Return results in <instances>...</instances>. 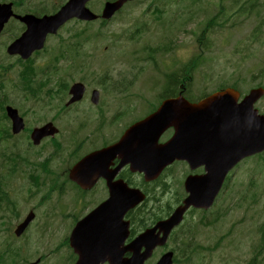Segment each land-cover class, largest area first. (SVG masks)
Listing matches in <instances>:
<instances>
[{
    "label": "flooded vegetation",
    "instance_id": "1",
    "mask_svg": "<svg viewBox=\"0 0 264 264\" xmlns=\"http://www.w3.org/2000/svg\"><path fill=\"white\" fill-rule=\"evenodd\" d=\"M68 1L0 0V7L5 8L2 14L7 15L8 10L12 13L7 19L2 15L5 19L0 21V89L6 91L8 96L12 89H16L15 85L12 86V76L16 77L19 72L24 76L25 67L34 64L37 57L38 63L35 65L39 69L38 75L49 76V79L45 77L41 81L51 80L50 67L52 64L45 57L48 54L47 51H50L54 65L58 61L63 62L69 74L74 76L117 75L121 70L124 74L135 75L140 71L138 54L140 28L137 23L132 24L128 20L131 12H138L137 1L126 2L107 19L101 16L102 9L107 1L114 0H77L75 8H79L80 12L63 22L55 35L48 34L42 50L38 53L34 52L28 60H21L19 56L6 54L7 45L26 29L25 24L17 19V16L32 14L40 18L44 15H51ZM85 8L93 12L97 18L86 19L84 17ZM52 39H55V43H50ZM58 80L57 78L52 82L54 84L47 91L46 83L38 84L39 96L46 97L50 106L56 107L57 105L54 104L56 100L61 103L57 108L56 116L51 117L57 131L53 134H46L40 140L35 163L23 164V158L19 157L11 159L9 168L6 170L7 179L0 181V187H3L0 190V194L3 195L0 212L14 220L12 226L8 227L6 223V227L0 228V264H78L80 255L78 248L75 249V241L79 242L80 235L86 234L87 231L78 230L80 235L74 238L73 230L76 229L77 222L88 216V213L100 204L107 202L110 198L112 200L113 197L115 201H112L109 214L115 217L123 199L124 185L138 189L144 198L124 214V219L128 222L125 224L127 234L123 240L122 221H116L108 244L116 250L122 249L139 234L149 233L150 236L137 248L139 253L143 251L150 253L142 264H157L166 254H170L171 264H200V245L192 241L195 234L188 223V218L197 215L196 224L200 225V211L205 210L189 206L181 220L173 224L170 230H167L165 225L166 221L172 220L173 212L183 204L188 195L186 182L200 179V175L205 173V165L198 163L191 166L186 159L174 160L170 165L165 166L156 177L146 179L144 174L132 170L127 156L107 152L98 158L92 157L89 160L91 164H87L76 176L72 172V167L76 162L115 143L123 131L107 130L105 124L101 123L102 120L117 119L114 115H107L109 111L106 106H98L104 102L101 89H99L101 100L94 107L96 115L90 117L99 124L90 122L92 132L85 134L86 137H79V133H75L74 130L70 132L59 130L60 113L66 114L69 109L77 105V102L66 105L70 97L69 84H63L61 89V84L57 83ZM172 81L177 82L174 83L172 89H169L170 83H168L156 95L155 99L159 100V104L165 98L179 95L190 103H197L216 90L226 88L237 90L234 86H225L200 94V91L191 89V85L186 84L182 76ZM128 82L126 80L123 84L125 88ZM23 84L22 79L20 86ZM94 89L95 87L85 84L83 100L90 97L88 92L90 91L91 94ZM128 98L130 101L133 99L136 101L137 94L131 92L128 97L124 89L115 94V100L121 104L128 103ZM136 120L134 119L131 123ZM23 130L31 132L25 126ZM194 131L196 134L192 137ZM173 133L174 127H167L159 134L153 146L155 143L157 146L166 144ZM46 142L53 148L51 154L47 156L39 149ZM179 142L182 147L190 148L192 153L200 155V128H191L188 136L184 134ZM67 146L70 147V156L62 160L66 165L60 168L59 164H51L54 152L58 149L65 150ZM234 147L235 143L229 144L226 140L216 142L217 150H225L232 155L235 154ZM250 157L252 156L241 159L230 169L228 173L230 182V173L248 166L249 164L245 162L250 160ZM193 161L200 162V157ZM88 166L89 169L86 170ZM15 176L25 179L26 187L11 184ZM224 185L225 182L220 193ZM250 187L245 190V193L251 199L257 198L258 194L256 191H251ZM32 201H35L33 205H31ZM25 209L27 210L24 211ZM24 221L25 224L22 226ZM91 222L96 223L95 220ZM171 223L168 222L167 225ZM254 225V230L249 231L250 240L254 238L258 244L252 247L250 259L247 258L246 264H264V243H262L264 228H261L262 223ZM80 242L83 246L90 245L89 241L84 238ZM131 254L130 251H125L123 254L120 252L119 255L115 253V259L121 261L123 257H129ZM52 258L55 259L53 263L49 262ZM98 264H110V262L106 259Z\"/></svg>",
    "mask_w": 264,
    "mask_h": 264
},
{
    "label": "rangeland",
    "instance_id": "2",
    "mask_svg": "<svg viewBox=\"0 0 264 264\" xmlns=\"http://www.w3.org/2000/svg\"><path fill=\"white\" fill-rule=\"evenodd\" d=\"M198 0L194 5H189V0H145L138 3V12H131L128 19L130 23L139 25L140 36L138 46L148 44V51H142L140 47L139 65L140 71L133 74H124L121 70L117 75H71L58 61L54 65L50 51L45 56L52 64L50 81L46 82V91L51 88L52 82L57 78L61 84H70L83 79L92 87L105 88L104 102H112L116 92L124 89L126 94H137V100L128 105L126 112L119 118L121 125L125 121L139 117L147 110L153 109L154 98L164 81L170 83L173 88L179 76L185 75L186 67L195 66L192 71V80L188 82L191 89L200 91V94L209 93L215 88L226 84H236L242 90L264 86V33L256 37L253 29L258 21L264 19V0ZM151 9L146 11V9ZM152 9H157L153 12ZM183 11L180 17L179 11ZM183 19V20H182ZM50 43H55L52 39ZM167 46L164 47L163 45ZM153 50V51H151ZM13 60H11L12 62ZM38 62V60H37ZM39 71V69H38ZM44 79L45 75H38ZM49 79V78H48ZM127 81L126 88L123 84ZM81 81V80H80ZM104 82L105 84H101ZM155 95V97L153 96ZM35 100L22 99L15 92H10V105L14 106L27 121L28 127L39 125L56 116L57 108L61 105L54 101L55 106H50L46 97L36 95ZM61 97V95H59ZM130 98H128V102ZM264 110V97L260 102ZM46 109H50L46 111ZM20 113V114H21ZM90 113L96 115L94 107L84 102L79 108H71L58 118L62 132L74 130L82 137L91 130V126L81 129L80 122L90 119ZM264 113V112H263ZM88 115L85 117V115ZM106 124L107 130H112L117 121L112 120ZM5 127L8 122L4 119ZM129 124V123H128ZM125 128V126H124ZM109 134V133H108ZM90 137V136H89ZM110 137V135H109ZM108 137V138H109ZM17 139H3L0 137V153L7 154V147L24 148L29 143V133L24 131L17 135ZM44 155L53 151L52 146L46 142L39 147ZM30 151L23 158V164L35 163L38 157V147H30ZM70 156V147L65 150L58 149L51 158V164H59L63 168L66 163L62 160ZM0 167L5 171L7 164L3 155L0 156ZM264 157L248 160L245 168L236 170L231 176V182L213 209H225L224 214L214 225L196 224L197 215L188 218L195 236L192 241L202 246H214V250H200V264H246L251 255V249L258 244L251 239V231L264 223ZM11 184L26 187L25 179L15 176ZM250 184L252 186L250 187ZM250 187L256 191L258 197L250 198L245 190ZM20 189V187H18ZM17 191V190H13ZM24 197L27 195L23 194ZM218 198V196H217ZM35 201H32L33 205ZM211 209L208 212H211ZM25 209L24 211H26ZM0 228L13 225L14 220L0 212ZM259 215L261 216L259 218ZM6 220H5V219ZM259 218V219H258ZM260 221V222H258ZM204 222V220H203ZM250 231V232H249ZM1 238V235H0ZM208 248V247H207ZM55 259H50L53 263Z\"/></svg>",
    "mask_w": 264,
    "mask_h": 264
},
{
    "label": "water",
    "instance_id": "3",
    "mask_svg": "<svg viewBox=\"0 0 264 264\" xmlns=\"http://www.w3.org/2000/svg\"><path fill=\"white\" fill-rule=\"evenodd\" d=\"M127 0H116L107 2L103 9V17L109 16L115 9L119 8ZM74 1L68 2L57 14L51 17L43 18L39 25L32 18H28L29 28L21 38L18 44L26 42L23 45V51H26L28 56L34 50L41 48L45 35L48 32H55L56 28L66 19L78 14L73 8ZM84 17L93 19L95 15L85 9ZM2 13H0L1 15ZM23 20L26 21V18ZM17 47L15 44L12 47ZM19 51V47H17ZM83 86L80 83H75L70 89L73 94L69 103L79 100L82 96ZM96 92H94L95 95ZM230 94L223 92L214 93L198 104H190L184 98L177 97L174 99L164 100L156 111L149 114L145 118L130 125L123 133L119 141L107 147V151L111 154L121 153L127 156L131 162L132 169L144 172L146 179L156 177L161 169L170 164L174 159H187L193 166L199 161L193 160L200 157V164L205 165L206 173L200 175V179L188 181L186 189L189 192L188 197L184 200L182 206H179L173 213L171 219L166 221L165 227L171 229L173 224H177L182 217V214L189 206L196 208L208 209L217 195L223 179L230 167L242 157L238 155L229 157L231 153L225 150H217L216 142L226 140L227 143L234 144L235 142L242 143L244 147L250 149L252 153L264 149V115L258 114V110L253 107L254 102L263 93L260 88L252 89L239 104H234ZM7 114L13 122V131L17 132L21 128V121L17 112L13 108H7ZM196 116L200 117V155L191 152L190 148H184L180 145L181 137L186 134L188 136L190 129H184L182 126H195L199 122ZM175 125V132L169 142L158 148L152 147L158 135L169 125ZM177 124H181L177 126ZM46 128V127H44ZM44 128L35 129L33 132L34 143H38L40 135L44 134ZM237 132V134H236ZM195 131L192 132V137H195ZM96 153L95 155H100ZM90 155L82 158L77 162L72 169V172L78 176L82 172L85 165L91 164L89 160L95 156ZM96 157V156H95ZM97 158V157H96ZM232 162V164H231ZM89 169V166L88 168ZM124 193H127L124 199V206H129L131 202L137 203L141 197L136 199V194H140L137 189H129L124 185ZM89 216L81 220L74 231L73 237L80 235L78 230H86L87 233L80 235L81 239L90 241V248L84 247L78 242L77 248L80 255L79 263L91 262L97 264L108 259L111 264H142L143 260L149 256V251L139 253L137 248L146 238L149 233H144L136 237L129 245L122 249H115L109 245L108 227L101 220L96 219L92 225ZM168 222H172L167 225ZM23 226V225H22ZM125 233L122 237V240ZM110 248L113 251H110ZM130 251L132 254L128 258L115 259L120 252ZM107 254H112L107 257ZM170 254L164 255L157 264H171Z\"/></svg>",
    "mask_w": 264,
    "mask_h": 264
},
{
    "label": "trees",
    "instance_id": "4",
    "mask_svg": "<svg viewBox=\"0 0 264 264\" xmlns=\"http://www.w3.org/2000/svg\"><path fill=\"white\" fill-rule=\"evenodd\" d=\"M236 2H237V0L235 1V3ZM263 31H264V19H263V21L261 20L260 27L256 31V37H258L260 34H262ZM151 51H153V50H151ZM185 78L188 81L190 79V77H188L187 75H186ZM26 84H27V86H26L27 90L28 91H31L32 88H31L30 82L29 81H26ZM1 110H3L2 107H1ZM224 211H225V209L223 210L221 208H219V209H213L209 213H203L202 211H200V225H203V226L204 225H209L210 226V225L216 224L219 221V219L221 218V216L224 214ZM203 220H204V222H203ZM259 231L260 230H258V232ZM263 239L264 238H262V240ZM215 248H216V245H214L212 247L200 245V250H203V251H207V249L214 250Z\"/></svg>",
    "mask_w": 264,
    "mask_h": 264
}]
</instances>
